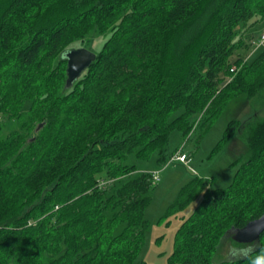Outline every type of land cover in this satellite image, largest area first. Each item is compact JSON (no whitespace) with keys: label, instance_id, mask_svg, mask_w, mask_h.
<instances>
[{"label":"trees","instance_id":"obj_1","mask_svg":"<svg viewBox=\"0 0 264 264\" xmlns=\"http://www.w3.org/2000/svg\"><path fill=\"white\" fill-rule=\"evenodd\" d=\"M261 21L264 0H0V264H148L136 260L156 183L127 157L166 165L172 131L186 140L241 96L255 114L226 135L245 145L242 166L205 191L170 260L243 246L233 234L264 214V46L248 35ZM94 33L107 40L68 88L66 54ZM207 184L190 181L175 208ZM257 243L218 264H264Z\"/></svg>","mask_w":264,"mask_h":264},{"label":"rangeland","instance_id":"obj_2","mask_svg":"<svg viewBox=\"0 0 264 264\" xmlns=\"http://www.w3.org/2000/svg\"><path fill=\"white\" fill-rule=\"evenodd\" d=\"M264 21L252 26L248 35L263 34ZM107 38L94 33L83 42H76L71 50L86 48L95 53L99 52ZM250 40H247L249 43ZM69 50V51H71ZM252 49L240 48L236 51V57L246 58L252 53ZM257 56L254 53L250 61ZM30 103H27L25 110H28ZM182 112L176 111L170 117L174 119ZM255 114V110L247 105L244 96L230 102L228 107L210 126L204 122L195 126V133L186 140L178 131H172L168 145L169 154H175L184 145V151L190 156V165L174 163L162 165L159 162V152L156 151L147 160H141L135 154L127 157L125 163L135 165L138 173H159L160 181L154 184L151 191L149 205L145 210V218L149 222V228L145 235V240L136 260L148 264H180L173 263L170 258L175 250V239L182 223L187 220L201 203L207 189H225L230 186L237 171L242 166V160H238L246 152V147L240 140L237 133L226 135V129L230 121L249 120ZM258 116H264V110H258ZM5 135L12 129H18L17 125H7ZM201 179L207 182L206 189L198 194L184 208H175V203L183 187L194 179ZM234 243L226 238L222 248L218 247L214 252L211 263L218 264L225 260H232L237 257L228 255L229 248ZM220 249V250H219ZM239 256V255H238ZM242 256V255H241Z\"/></svg>","mask_w":264,"mask_h":264},{"label":"water","instance_id":"obj_3","mask_svg":"<svg viewBox=\"0 0 264 264\" xmlns=\"http://www.w3.org/2000/svg\"><path fill=\"white\" fill-rule=\"evenodd\" d=\"M68 59V79L67 87L70 88L73 83L82 75V73L97 59V54L86 48L71 50L67 52ZM264 233V214L249 222L245 227L235 231L233 240L237 243L259 242Z\"/></svg>","mask_w":264,"mask_h":264},{"label":"built area","instance_id":"obj_4","mask_svg":"<svg viewBox=\"0 0 264 264\" xmlns=\"http://www.w3.org/2000/svg\"><path fill=\"white\" fill-rule=\"evenodd\" d=\"M254 47L256 49L261 48L264 46V33L261 34L260 38L258 41L254 42ZM235 67H233L232 71H235ZM1 119V116H0ZM184 145L181 147L180 150H178L175 154L171 156V158L168 160L166 166L174 164V163H182L184 165H190L191 158L190 156L184 151ZM152 181L154 183H158L160 181L159 173H152ZM107 182H103L102 186L107 185Z\"/></svg>","mask_w":264,"mask_h":264},{"label":"flooded vegetation","instance_id":"obj_5","mask_svg":"<svg viewBox=\"0 0 264 264\" xmlns=\"http://www.w3.org/2000/svg\"><path fill=\"white\" fill-rule=\"evenodd\" d=\"M239 244H244L243 246H231L228 251V255L234 256V257H238L241 255H245V254H250L254 251H256V246H257V242L254 243H239Z\"/></svg>","mask_w":264,"mask_h":264},{"label":"crops","instance_id":"obj_6","mask_svg":"<svg viewBox=\"0 0 264 264\" xmlns=\"http://www.w3.org/2000/svg\"><path fill=\"white\" fill-rule=\"evenodd\" d=\"M191 163V162H190Z\"/></svg>","mask_w":264,"mask_h":264}]
</instances>
